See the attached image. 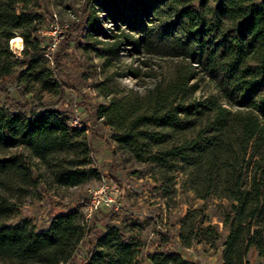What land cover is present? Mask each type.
<instances>
[{"label":"trees","instance_id":"obj_1","mask_svg":"<svg viewBox=\"0 0 264 264\" xmlns=\"http://www.w3.org/2000/svg\"><path fill=\"white\" fill-rule=\"evenodd\" d=\"M42 3L0 0V92L7 95L0 104V264H74L83 243L75 264H141L139 244L120 224L93 230L79 207L50 217L41 231L18 217L28 198L102 179L86 128L72 127L52 99L65 88L60 63L69 44L54 55L42 48ZM98 13L123 38L124 31L136 36L127 42L133 53L187 62L144 95L127 93L96 109L116 151L172 171V179L181 175V187L198 201L219 202L227 231L221 264H251V251L264 264V0H84L89 37L112 40L97 51L116 58L125 42L106 34ZM15 37L22 39L20 56L10 49ZM198 73L220 100L195 96ZM9 80L26 100L9 98L2 88ZM179 226L184 248H215L220 239L201 208L188 210ZM146 260L198 264L170 251Z\"/></svg>","mask_w":264,"mask_h":264},{"label":"rangeland","instance_id":"obj_2","mask_svg":"<svg viewBox=\"0 0 264 264\" xmlns=\"http://www.w3.org/2000/svg\"><path fill=\"white\" fill-rule=\"evenodd\" d=\"M42 8L47 21L39 34V42L47 55L58 52L59 44L68 42L66 57L60 63L63 67L62 80L65 85L61 95L52 96L59 100L58 108L67 112L70 121L76 119L86 128L90 136L93 166L102 173V179L72 189H50L44 191L41 200L28 198L19 209V218L32 221L37 230L46 229V220L62 213L65 209L79 207L85 214L87 226L93 230L120 224L128 239L140 246L141 264H150L146 254L154 252H177L186 261L198 264H221L220 245L227 231L221 224V207L216 200L202 202L194 199L188 188H182V177L172 171L146 163L137 162L129 153L116 151L110 130L95 116L99 106H107L114 97L130 93L144 95L155 84L167 81L174 76L179 65L187 64L179 59L138 55L127 46L128 37H122L111 21L98 13L101 25L108 36L124 40V46L116 58L103 55L101 50L110 39L99 37L97 44L90 38L82 21L84 0H42ZM57 29L58 43L52 46V32ZM121 37V38H120ZM110 40V41H109ZM11 51L20 56L10 43ZM101 55H103L101 57ZM54 60V59H53ZM132 74H136L132 75ZM6 81L2 88L8 89L9 98L24 101L28 97L14 90V83ZM197 98L220 96L202 73L196 77ZM5 92H0V104L6 101ZM116 152L115 154L113 152ZM164 174V175H163ZM105 181L110 188L117 190L118 207L114 210H100L87 217L90 194ZM201 208L211 225L218 226L220 239L215 248L194 244L190 248L180 245V220L190 209ZM86 252L83 243L72 263H77ZM250 263L256 264V254L251 251Z\"/></svg>","mask_w":264,"mask_h":264},{"label":"built area","instance_id":"obj_3","mask_svg":"<svg viewBox=\"0 0 264 264\" xmlns=\"http://www.w3.org/2000/svg\"><path fill=\"white\" fill-rule=\"evenodd\" d=\"M57 29L52 32V46L55 47L58 43L56 37ZM72 127L82 128L83 126L76 120L70 121ZM115 189V188H114ZM110 188L105 181H102L101 185L93 190L90 194L87 205V217L100 210H114L118 207L117 190Z\"/></svg>","mask_w":264,"mask_h":264},{"label":"bare ground","instance_id":"obj_4","mask_svg":"<svg viewBox=\"0 0 264 264\" xmlns=\"http://www.w3.org/2000/svg\"><path fill=\"white\" fill-rule=\"evenodd\" d=\"M11 45L16 50H22V39L19 37H15L11 40Z\"/></svg>","mask_w":264,"mask_h":264},{"label":"crops","instance_id":"obj_5","mask_svg":"<svg viewBox=\"0 0 264 264\" xmlns=\"http://www.w3.org/2000/svg\"><path fill=\"white\" fill-rule=\"evenodd\" d=\"M44 230V229H43Z\"/></svg>","mask_w":264,"mask_h":264}]
</instances>
